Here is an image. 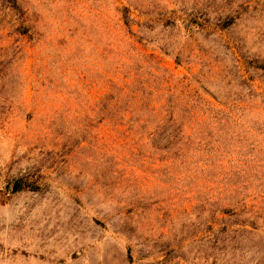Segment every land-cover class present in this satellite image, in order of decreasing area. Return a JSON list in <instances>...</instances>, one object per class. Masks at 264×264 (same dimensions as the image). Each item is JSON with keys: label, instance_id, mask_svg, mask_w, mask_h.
Segmentation results:
<instances>
[{"label": "rangeland", "instance_id": "1", "mask_svg": "<svg viewBox=\"0 0 264 264\" xmlns=\"http://www.w3.org/2000/svg\"><path fill=\"white\" fill-rule=\"evenodd\" d=\"M0 264H264V0H0Z\"/></svg>", "mask_w": 264, "mask_h": 264}, {"label": "trees", "instance_id": "2", "mask_svg": "<svg viewBox=\"0 0 264 264\" xmlns=\"http://www.w3.org/2000/svg\"><path fill=\"white\" fill-rule=\"evenodd\" d=\"M16 188V187H15Z\"/></svg>", "mask_w": 264, "mask_h": 264}]
</instances>
